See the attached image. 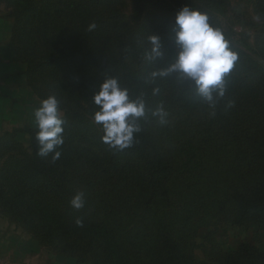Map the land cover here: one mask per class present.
<instances>
[{
  "label": "rangeland",
  "instance_id": "rangeland-1",
  "mask_svg": "<svg viewBox=\"0 0 264 264\" xmlns=\"http://www.w3.org/2000/svg\"><path fill=\"white\" fill-rule=\"evenodd\" d=\"M261 2L185 0L182 6L213 13L239 59L248 55L261 61ZM173 20L174 15L135 0H0V52L14 60L9 66L0 63V264H91L95 255L101 264H113L116 257L96 251L99 238L87 248L91 234L76 239L58 230L78 226L77 219L102 225L126 264H165L159 255L165 239L177 251L171 263L178 257L186 264H222L240 245L264 255V225L241 216L232 197L264 176V163L242 156L248 149L244 136L259 133V125H251L243 113L221 116L217 109L211 116L207 105L171 104L164 91L169 125L144 128L162 156L160 170L167 167L149 189L156 199L148 206L140 204L132 175L101 176L82 163L70 171L58 196L21 186L22 169L38 158L42 169L50 171L53 164L37 155L32 106L56 91L68 121L66 137L71 126L94 142L100 136L88 114L94 85L109 75L104 58H112L117 70L146 67V37L155 34L165 42ZM93 22L97 28L88 31ZM8 88L15 93L8 94ZM78 192L84 193L85 205L76 210L70 201ZM244 264H264V259Z\"/></svg>",
  "mask_w": 264,
  "mask_h": 264
},
{
  "label": "trees",
  "instance_id": "trees-1",
  "mask_svg": "<svg viewBox=\"0 0 264 264\" xmlns=\"http://www.w3.org/2000/svg\"><path fill=\"white\" fill-rule=\"evenodd\" d=\"M135 1L139 4L153 6L170 15H175L185 0ZM201 1L212 5H220L223 0ZM261 4L264 5L262 2ZM170 30V27L165 30L167 38L163 42L169 52V58L172 52L168 41ZM261 32L263 34L262 39L264 40V29ZM262 51L263 56L261 61L254 60L248 55L246 58L237 61L232 72L226 77L228 92L225 100H233L234 106L225 110V101H220L217 107V109L221 110V116H223V112L225 111H229V113H243L248 120H251V125H259L257 127L258 134H255L253 137L252 135L248 137L244 136L242 140L243 143L244 141L248 143V149L243 152L242 156L248 162L254 164L264 163V46ZM104 63L106 66L105 72L111 76L119 77L133 92L139 90L147 91L148 88L144 84V77L154 68L161 66L159 64L147 65L140 70L130 71L124 68L117 70L112 58L109 57L104 58ZM160 83L164 88L165 97L173 105L191 108L205 105L203 101L195 96L194 89L192 88L181 87L171 80ZM68 130H70L71 136L66 137L62 155L60 159L53 162L50 171L45 170V168L42 169L43 160H40V158H38L40 161L37 160L34 164L28 165L27 169L21 170L24 179V181H21V186L26 191L29 193L41 192L58 196L66 189V180L68 174L71 173L70 171L82 163V165H88L101 176L117 174L132 175L139 185L137 198L140 200V204L148 206L155 201L156 194L150 193L149 189L154 186V182H160L164 173L167 172V167L163 168L161 165L162 169L160 170L162 156L159 152H156L154 141L146 134V131L138 135L139 142L133 147L123 151H116L110 149L107 145L105 147L101 145L100 137L95 138L94 142L90 143L87 139L88 135H82V130H76L71 126ZM47 159L52 162L50 158ZM39 163L42 164L38 165ZM155 175L158 176V179L154 178L156 177ZM232 197L241 216H253L259 223L264 225V176L261 177L258 184L244 194L235 193ZM60 229L65 233L70 232L76 239L91 234L87 248L93 245L95 239L99 238L97 240L96 251L98 249L105 250L107 256H111L110 259L116 257V261L113 264H126L125 258L120 253L119 245L111 239L108 231L99 223L87 220L81 225L63 228L60 226L58 230ZM159 252V255H164V259L167 260L165 264H186L178 257L176 260H172L174 263L169 261L173 256H176L177 251L166 239L163 240ZM250 258L253 260H263L264 255L247 245H240L236 251L230 252L224 257L222 264H244V262H251ZM101 262L102 260H98V257L95 255L91 264H101ZM158 262L160 263L161 261L158 260Z\"/></svg>",
  "mask_w": 264,
  "mask_h": 264
},
{
  "label": "clouds",
  "instance_id": "clouds-1",
  "mask_svg": "<svg viewBox=\"0 0 264 264\" xmlns=\"http://www.w3.org/2000/svg\"><path fill=\"white\" fill-rule=\"evenodd\" d=\"M213 15L202 8L182 6L174 15L168 35L172 48L170 58L158 35L146 37L144 62L161 65L144 77L147 91L133 92L119 77L111 75H104L94 85L88 119L102 143L110 149L123 151L139 142L138 135L145 125H169L170 112L162 99L164 90L160 82L163 81L171 80L181 87L194 89L195 96L207 105L211 116L216 115L220 101H225V110L234 106L233 100H225L226 77L239 60V53L224 28L213 22ZM96 28L94 22L88 25V31ZM150 98H154L151 103ZM30 114L35 127L37 155L57 161L62 155L68 123L62 98L51 91L32 106ZM70 205L76 210L83 208L84 193L74 195ZM76 224L81 225V220L77 219Z\"/></svg>",
  "mask_w": 264,
  "mask_h": 264
},
{
  "label": "crops",
  "instance_id": "crops-1",
  "mask_svg": "<svg viewBox=\"0 0 264 264\" xmlns=\"http://www.w3.org/2000/svg\"><path fill=\"white\" fill-rule=\"evenodd\" d=\"M8 55H10V53H8ZM0 63H7L8 66H9V65H11V64L14 63V60H12L9 56H8V57H7V56L5 57V54L3 55V53L0 52ZM5 66H6V65H5ZM7 76H10V77H11V74H10V75L7 74ZM0 89H1V88H0ZM14 91H15V88H13V89H9V88H8L7 93H8V94H12V93H15Z\"/></svg>",
  "mask_w": 264,
  "mask_h": 264
}]
</instances>
